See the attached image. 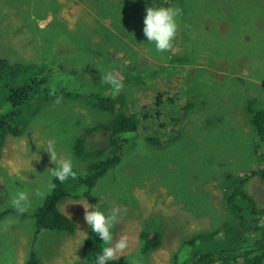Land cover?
<instances>
[{"label": "rangeland", "instance_id": "rangeland-1", "mask_svg": "<svg viewBox=\"0 0 264 264\" xmlns=\"http://www.w3.org/2000/svg\"><path fill=\"white\" fill-rule=\"evenodd\" d=\"M159 2L182 9L167 52L156 51L143 34L146 8L158 6L152 0H0V58L50 69L46 98L25 105V131L0 136V162L9 164L0 171V214L12 212L0 220V264H27L32 255L39 264H81V232L91 229L84 220L86 203L106 214L120 207L113 236L129 239L119 259L141 258V232L159 234V246L142 264H171L183 238L230 220L225 176L262 167L246 104L264 105V0ZM107 72L127 80L121 91L125 113L137 110L140 91L148 103L161 95L160 106L172 99L181 107V125L164 142L157 136V145L139 132L122 135L121 160L98 180L93 202L64 197L57 205L76 224L75 232H36L32 213L49 192L41 199L35 190H44L47 169L55 167L44 151L47 141L55 140L58 155L70 157L76 173L86 172L91 160L75 157L73 145L88 129L111 120L88 98L107 84ZM0 104L7 112L2 97ZM99 141L98 133L88 136L86 148ZM260 186L254 183L253 194L264 203ZM18 188L31 202L22 215L10 205ZM259 224L264 228V219Z\"/></svg>", "mask_w": 264, "mask_h": 264}, {"label": "trees", "instance_id": "trees-1", "mask_svg": "<svg viewBox=\"0 0 264 264\" xmlns=\"http://www.w3.org/2000/svg\"><path fill=\"white\" fill-rule=\"evenodd\" d=\"M145 2L148 0H131ZM158 6L159 0H152ZM164 1V0H163ZM167 3L172 0H166ZM145 4V3H144ZM166 4V2H163ZM50 69L45 63L41 65L31 63H10L0 58V97L9 106L3 112L0 104V136L3 133L20 136L29 123V112L26 103L32 98L40 96L46 98V85L49 83ZM126 83V79L117 77ZM140 84L144 82L139 81ZM102 84L101 81L96 82ZM43 89L44 94L40 89ZM92 90L88 95L95 107L111 115V120L88 129L82 137L75 140L73 153L79 159L91 160L83 174L77 172L76 179L69 178L64 183L52 180L56 184L44 201L32 213L36 224V232L41 230H58L73 234L76 224L72 219L61 213L57 205L64 197L86 198L93 202L92 190L98 180L109 170L116 167L121 160V137L124 134L138 133L147 143L160 144L158 137L165 141L173 136V131L181 125L179 116L182 114L180 106H176L172 99H167L164 106L159 105V97L148 103V94L140 91L137 94V110L130 114L121 109L125 97L120 91L115 93L109 84ZM48 95V94H47ZM165 100V99H164ZM155 104V105H154ZM154 105V106H153ZM151 107V108H150ZM174 107H177L175 111ZM147 109H153L155 116H150ZM246 112L259 147V165L261 168L250 169L248 172L236 175L229 173L226 178L225 201L228 206L230 220L222 222V226L210 232H198L183 238L172 255L171 264H263L264 263V228L260 227V220L264 219V203H260L253 194L254 183L264 187V105H255L254 101H247ZM173 116V117H172ZM172 117V118H171ZM94 133L99 135V144L86 148L87 137ZM156 137V138H155ZM160 139V138H159ZM90 141V138H88ZM93 159V160H92ZM75 171V170H74ZM249 185L252 188L249 189ZM83 190V191H82ZM11 211L0 214V220ZM251 218V221L249 219ZM238 222V224H237ZM82 244V263L95 264L96 256L101 254L104 247L98 235L90 229ZM140 245L137 258L110 260L107 264H142L147 253L159 246L160 238L157 233L143 231L139 235ZM227 240V242H225ZM27 264H39L33 255Z\"/></svg>", "mask_w": 264, "mask_h": 264}, {"label": "clouds", "instance_id": "clouds-1", "mask_svg": "<svg viewBox=\"0 0 264 264\" xmlns=\"http://www.w3.org/2000/svg\"><path fill=\"white\" fill-rule=\"evenodd\" d=\"M182 15V9L179 7L155 6L146 8V15L143 20V34L147 42L154 44L156 51L167 52L173 50V41L178 31L177 17ZM102 81L109 84L115 93L123 89V83L112 72H107L102 76ZM62 97L55 100L56 104L61 102ZM131 135V134H130ZM49 154L50 162L55 165L54 168L47 169L50 177L44 190L36 189L35 195L41 199L47 192L55 189L56 184L52 180L64 183L69 178L76 179L77 173L73 170V161L70 157L59 156L55 149V140L47 141L46 149ZM83 191V190H82ZM11 207L22 215L28 211L31 202L28 193L25 190L17 189L14 196L10 198ZM84 208V220L95 235H98L103 242L104 247L101 254L96 256L95 264H107L110 260H118V253H124L128 248V236L121 235L118 239L114 238L112 229L119 222L121 209L119 206L111 208L108 213L101 211L97 205L86 203ZM85 237V233L81 232Z\"/></svg>", "mask_w": 264, "mask_h": 264}, {"label": "crops", "instance_id": "crops-1", "mask_svg": "<svg viewBox=\"0 0 264 264\" xmlns=\"http://www.w3.org/2000/svg\"><path fill=\"white\" fill-rule=\"evenodd\" d=\"M8 165H9L8 163L0 162V171L6 170V168L8 167ZM0 178H1V175H0Z\"/></svg>", "mask_w": 264, "mask_h": 264}, {"label": "bare ground", "instance_id": "bare-ground-1", "mask_svg": "<svg viewBox=\"0 0 264 264\" xmlns=\"http://www.w3.org/2000/svg\"><path fill=\"white\" fill-rule=\"evenodd\" d=\"M256 143V142H255Z\"/></svg>", "mask_w": 264, "mask_h": 264}]
</instances>
